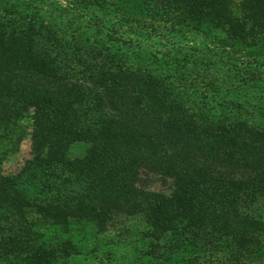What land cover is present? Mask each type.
Instances as JSON below:
<instances>
[{"label": "trees", "instance_id": "obj_1", "mask_svg": "<svg viewBox=\"0 0 264 264\" xmlns=\"http://www.w3.org/2000/svg\"><path fill=\"white\" fill-rule=\"evenodd\" d=\"M216 251L264 260V0H0V264Z\"/></svg>", "mask_w": 264, "mask_h": 264}, {"label": "rangeland", "instance_id": "obj_2", "mask_svg": "<svg viewBox=\"0 0 264 264\" xmlns=\"http://www.w3.org/2000/svg\"><path fill=\"white\" fill-rule=\"evenodd\" d=\"M120 10L124 11L126 9H140V11H135L134 14L138 15L140 18H144L147 17L146 13L143 11L144 6L140 5V4H136L133 3L132 1H125L124 3L120 4ZM117 11V10H116ZM158 22L160 21V17L157 16L155 18ZM160 23H162V21H160ZM24 125L26 126L27 130L30 129V120L28 117H25L23 119ZM30 137L29 135H26V137L22 140V142L20 143L19 149L17 152L9 154L8 156H6L5 160L2 163V171L4 173H12L15 174L17 173L25 164V162L30 159ZM85 149V145L83 144H75L72 148H71V154L72 155H78L80 153L83 152V150ZM152 189L157 190L160 188V186L158 185V183H154L151 186ZM123 233H119L116 231H109V232H105L102 234L98 235V245L99 247H103V249H105V252L107 253V240L110 239L111 237H113L114 240H116L117 242V254H116V258L118 256L121 257H125L127 255V253H129V248L132 245H135L138 242V234L136 232H133L132 234H124L121 235ZM121 243V244H120ZM121 245V246H119ZM104 253V252H103ZM101 255V254H100ZM221 253L216 251L214 252L211 256L206 257L205 259H202L201 261H199V263L197 264H215V259L220 257ZM99 260L101 261H107V255L104 254L98 257ZM97 258V259H98ZM166 264V263H164ZM257 264H264V260L257 263Z\"/></svg>", "mask_w": 264, "mask_h": 264}]
</instances>
